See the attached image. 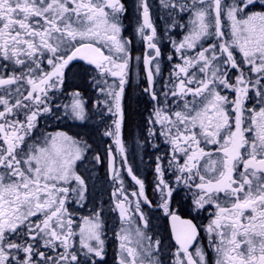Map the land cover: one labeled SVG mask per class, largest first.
<instances>
[{
  "label": "snow or ice",
  "instance_id": "1",
  "mask_svg": "<svg viewBox=\"0 0 264 264\" xmlns=\"http://www.w3.org/2000/svg\"><path fill=\"white\" fill-rule=\"evenodd\" d=\"M159 3L172 49L162 82L164 54L149 0L132 5L134 35L144 44L135 57L124 35L126 0H0V264L104 261L105 209L78 214L88 201L79 167L92 144L42 123L81 127L90 114L102 118L103 136L115 145L105 149L116 185L108 211L121 222L115 264H165L163 241L145 231V206L171 221L168 264H264V0ZM175 29L180 40L168 35ZM133 60L143 65L142 92L152 104L146 142L157 153L156 139L165 146L155 156V203L123 139ZM77 64L89 95L68 84ZM92 160L102 162L99 154ZM123 172L136 185L130 193ZM181 192L191 211L214 209L206 225L179 215Z\"/></svg>",
  "mask_w": 264,
  "mask_h": 264
},
{
  "label": "flooded vegetation",
  "instance_id": "2",
  "mask_svg": "<svg viewBox=\"0 0 264 264\" xmlns=\"http://www.w3.org/2000/svg\"><path fill=\"white\" fill-rule=\"evenodd\" d=\"M152 5V18L157 27L158 34L161 36V49L164 54L161 62L162 76L157 79L161 82L166 80L169 75L170 67L166 59L167 54L172 51L171 45L165 35V25L169 22L167 10L160 6L159 0H149ZM129 7L128 19L124 21L126 31L124 35L132 40L133 56H139L144 51V44L138 36H135V28L137 21V14L135 13L132 5L134 0H126ZM162 14V15H160ZM187 20V17H185ZM174 39L180 40L183 32L180 29H175L173 32L168 33ZM80 64L72 69L69 74L68 84L79 85V87L85 91L86 95L91 94V89L88 86V82L82 79L79 73ZM129 84L125 90V119L123 128V139L128 157L129 164L134 170V173L138 175L145 182V191L149 199L155 201L158 199V194H154V181H155V156L162 154L165 151V146L162 141L156 139V143L161 144L160 153H157L154 148L150 146L149 142H146L147 138V118L149 112L152 110V104L149 101V97L142 92V89L146 86L144 79V70L142 63L138 64L135 60L132 62L131 72L129 76ZM159 89V85H157ZM71 90V87L70 89ZM58 103L67 102L65 97H60ZM46 124L49 131L64 130L70 134H77L84 139H87L92 144V152L88 154V162L80 165L79 171L86 178L88 184V201L84 208L79 209V215H89L94 207H103L105 209L104 219L106 223V255L102 264H115V253L118 247V241L114 236V232L120 228V220L115 212L108 211L112 206L111 204V193L116 186L109 173L108 161L106 158L105 149L109 144H113L111 138L104 137V124L102 118L99 115L90 114V119L84 126L78 127L72 122H57L54 120H47L42 122ZM107 123L110 124L111 120L108 119ZM94 154L101 156V163H96L92 160ZM119 163V160H118ZM124 186L130 193L136 185L127 175L123 172ZM171 179V176L166 177ZM131 198V197H130ZM174 207L178 210L179 215L183 219H192L196 217L194 223L198 225H206L209 222L210 215L214 209L208 208L207 211H202L199 214L191 211L190 209V198L185 195V192H181L179 196L175 197ZM145 213L149 217V227L145 230L148 235L154 238H160L163 241V251L161 258L168 264V248L170 245H174L172 239L171 221L168 217L163 216V213L154 208L145 206ZM204 233L201 230V236ZM203 243L206 245L207 241Z\"/></svg>",
  "mask_w": 264,
  "mask_h": 264
},
{
  "label": "rangeland",
  "instance_id": "3",
  "mask_svg": "<svg viewBox=\"0 0 264 264\" xmlns=\"http://www.w3.org/2000/svg\"><path fill=\"white\" fill-rule=\"evenodd\" d=\"M160 15H162V14H160Z\"/></svg>",
  "mask_w": 264,
  "mask_h": 264
}]
</instances>
